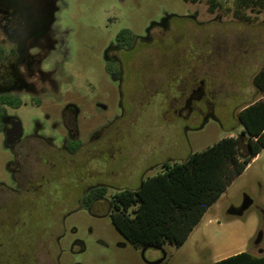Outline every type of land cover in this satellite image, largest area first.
<instances>
[{
	"label": "rangeland",
	"instance_id": "1",
	"mask_svg": "<svg viewBox=\"0 0 264 264\" xmlns=\"http://www.w3.org/2000/svg\"><path fill=\"white\" fill-rule=\"evenodd\" d=\"M39 2L0 6L28 21ZM228 7L230 0L213 13L204 2L183 0H56L46 34L28 44L26 64L11 57L19 80L2 62L14 44L0 43V95L12 101L4 114L19 122L23 152L38 158L37 172L0 197V264H211L222 254L264 248V150L180 246L133 244L110 219L116 193L240 134L238 111L259 98L252 76L264 62V10L246 23ZM117 34L134 44L123 72L106 59ZM200 81L202 100L189 112L183 101ZM5 144L0 130L4 188L13 187ZM79 146L67 162L63 147ZM96 183L106 193L86 207V187Z\"/></svg>",
	"mask_w": 264,
	"mask_h": 264
},
{
	"label": "trees",
	"instance_id": "2",
	"mask_svg": "<svg viewBox=\"0 0 264 264\" xmlns=\"http://www.w3.org/2000/svg\"><path fill=\"white\" fill-rule=\"evenodd\" d=\"M183 1L204 2L207 11L213 13L227 0ZM230 2L231 7L226 10L234 19L246 23L252 21L250 13L264 10V0ZM252 85L259 98L238 111L239 135L221 139L198 153L194 162L174 164L141 181L136 189L113 195L110 219L118 233L143 247L184 243L212 203L264 150V62L252 76ZM11 102L0 95V130L3 106H11ZM215 264H264V254L253 256L242 252Z\"/></svg>",
	"mask_w": 264,
	"mask_h": 264
},
{
	"label": "flooded vegetation",
	"instance_id": "3",
	"mask_svg": "<svg viewBox=\"0 0 264 264\" xmlns=\"http://www.w3.org/2000/svg\"><path fill=\"white\" fill-rule=\"evenodd\" d=\"M55 1L56 0H40L37 13L32 14L30 20L28 21H26L21 14H13L0 6V43H4V45L7 46V41H9L15 46L13 53H9L10 55H7L6 53V57L4 56L5 60L3 57L2 62L5 61L8 68L10 66L12 67L13 74L18 77L17 80L22 78V74L15 72V66H13L14 64L11 62V57L12 55H14L18 61L26 64V56L27 59L32 56L30 54V51L28 50V44L30 41L37 40L42 35L46 34L51 13L50 9ZM114 40V44L110 47L109 52H107L106 54V59L112 61L113 65L118 71L123 72L124 67L128 63L129 53L134 49V44L132 43L133 38L130 37V40L127 43H124L122 41L121 34H117ZM35 53L32 54L36 55ZM119 77L120 79H122L121 75H119ZM200 83L202 82H198V84L194 88L190 89L189 94L183 101L185 107L189 106V112H192L196 109L195 105L193 107L190 106L194 100H202L203 94L199 86ZM177 101L178 100H173L171 101V103ZM14 122L16 121L13 118L3 113L1 131L4 132L5 138L6 133H9L10 135V142L5 145L11 154V160L6 164L5 175L7 176V179L11 182V184H13V187L4 188L0 184V197L4 194L11 196L15 191H17L18 187L21 186L22 183H26L29 177L34 172H37L38 168V165H36V163L38 162V158L36 156L35 150L29 149V151L26 150L24 153L23 149H25L28 144H25V142L22 141L21 138L15 137L16 131L12 129V123ZM65 123L68 125L66 137L68 140H72L75 137L76 133L72 128L71 118L65 117ZM63 149L65 150V153H67L66 161L70 163L71 158L78 155L81 147L79 146V148H71L70 150H67L66 147H63ZM23 163L25 164V167L22 166ZM81 167L82 166L80 164V170ZM103 189H105L106 193V188L99 186V184L97 183L96 185L86 187L87 193L82 199L83 202H86L85 206L91 208L93 204H96L99 200H101V198L103 197ZM14 256L15 259H22V255L17 251L14 252ZM8 258L12 259L13 257L9 256Z\"/></svg>",
	"mask_w": 264,
	"mask_h": 264
},
{
	"label": "crops",
	"instance_id": "4",
	"mask_svg": "<svg viewBox=\"0 0 264 264\" xmlns=\"http://www.w3.org/2000/svg\"><path fill=\"white\" fill-rule=\"evenodd\" d=\"M261 151H262V150H261ZM261 151H260V152H261ZM256 157H257V156H255V157L251 160V162H252L253 160H255ZM251 162H250V163H251ZM193 230H194V229H193ZM255 245H259V242H255ZM242 252H247V253H249V254H251V255H253V256H260V255L264 254V248H261V247L259 246L258 254H253V253H251V252H249V251H247V250H243V249H239V250H237V251H235V252H233V253H230V254H222V255L217 256L215 259H213L212 262H211V264H215V263H217V262H219V261H221V260H224V259L227 258V257L233 256V255H236V254H239V253H242Z\"/></svg>",
	"mask_w": 264,
	"mask_h": 264
},
{
	"label": "water",
	"instance_id": "5",
	"mask_svg": "<svg viewBox=\"0 0 264 264\" xmlns=\"http://www.w3.org/2000/svg\"><path fill=\"white\" fill-rule=\"evenodd\" d=\"M53 10H54V3L52 4V7L50 9V12L52 13ZM12 129H14L16 131L15 137L18 138L19 135H20V133H21V128H20L19 122L16 121V122L12 123ZM5 142H6V144H8L10 142V135H9V133H6ZM249 204H250V201L248 199H246V201L244 202L242 208L243 209H246Z\"/></svg>",
	"mask_w": 264,
	"mask_h": 264
}]
</instances>
